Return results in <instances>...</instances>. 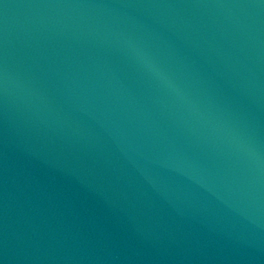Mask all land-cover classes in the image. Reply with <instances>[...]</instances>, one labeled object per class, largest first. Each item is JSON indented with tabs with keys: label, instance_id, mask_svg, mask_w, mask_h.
Segmentation results:
<instances>
[{
	"label": "water",
	"instance_id": "water-1",
	"mask_svg": "<svg viewBox=\"0 0 264 264\" xmlns=\"http://www.w3.org/2000/svg\"><path fill=\"white\" fill-rule=\"evenodd\" d=\"M0 264H264V0H0Z\"/></svg>",
	"mask_w": 264,
	"mask_h": 264
}]
</instances>
